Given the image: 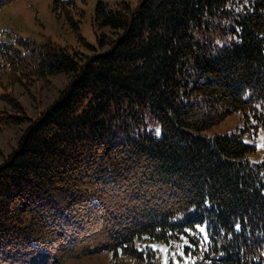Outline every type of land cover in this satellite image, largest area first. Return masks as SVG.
<instances>
[{"label": "trees", "instance_id": "trees-1", "mask_svg": "<svg viewBox=\"0 0 264 264\" xmlns=\"http://www.w3.org/2000/svg\"><path fill=\"white\" fill-rule=\"evenodd\" d=\"M75 8L54 0L87 44ZM94 23L89 55L0 41L13 85L70 77L34 118L13 95L0 111V130L28 122L0 163V264L144 258L138 243L184 236L198 264H264V152L254 162L242 139L264 129V0L99 1ZM234 112L241 133L202 134ZM205 222L207 239L191 232Z\"/></svg>", "mask_w": 264, "mask_h": 264}, {"label": "rangeland", "instance_id": "rangeland-1", "mask_svg": "<svg viewBox=\"0 0 264 264\" xmlns=\"http://www.w3.org/2000/svg\"><path fill=\"white\" fill-rule=\"evenodd\" d=\"M99 1L106 3L112 9L124 1L132 7H136L141 2V0H74L76 8L73 18L80 20V32L87 42L85 44L64 11L58 12L54 9V0H13L0 8V41L17 44L19 48L23 49V46L18 44L19 39H31L37 44L50 39L56 44L76 49L83 55L100 51L101 47L98 41L100 30L94 23L95 8ZM108 31L106 30V32ZM211 35L219 39L220 42L224 41L222 31L212 32ZM69 78L67 73H59L46 79L33 81L31 86L26 88L19 83L14 85L10 83L7 74L1 75L0 111L14 112L13 105L9 100V97L13 95L24 111L34 118L53 103L60 91L68 84ZM27 126L28 122H24L0 130V163L18 146ZM147 126L154 130L155 135H161L160 122L148 121ZM243 127L241 113L234 112L221 122L201 132L207 135L241 133ZM242 139L257 147L255 152L249 153L247 156L254 162L261 161L264 152V129H260L256 133L245 131L242 134ZM196 228L198 232L193 229L191 232L199 235L200 238L207 239L206 222L197 223ZM147 246L155 250L156 258L152 255L149 256ZM186 246H194L188 236L172 242L143 241V243H138V248L144 254V258L123 254L114 257L109 251H101L69 259L64 264H198L196 255L191 248L187 249Z\"/></svg>", "mask_w": 264, "mask_h": 264}, {"label": "snow or ice", "instance_id": "snow-or-ice-1", "mask_svg": "<svg viewBox=\"0 0 264 264\" xmlns=\"http://www.w3.org/2000/svg\"><path fill=\"white\" fill-rule=\"evenodd\" d=\"M203 231V230H202Z\"/></svg>", "mask_w": 264, "mask_h": 264}]
</instances>
